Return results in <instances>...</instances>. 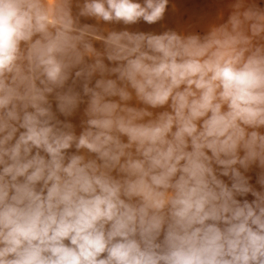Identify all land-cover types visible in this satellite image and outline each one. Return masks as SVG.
I'll return each mask as SVG.
<instances>
[{
	"label": "clouds",
	"instance_id": "clouds-1",
	"mask_svg": "<svg viewBox=\"0 0 264 264\" xmlns=\"http://www.w3.org/2000/svg\"><path fill=\"white\" fill-rule=\"evenodd\" d=\"M169 3L0 0V264H264V6Z\"/></svg>",
	"mask_w": 264,
	"mask_h": 264
},
{
	"label": "rangeland",
	"instance_id": "rangeland-1",
	"mask_svg": "<svg viewBox=\"0 0 264 264\" xmlns=\"http://www.w3.org/2000/svg\"><path fill=\"white\" fill-rule=\"evenodd\" d=\"M232 0H170L168 9L165 14L163 21L155 25H147L144 22H140L137 25L127 26L130 31H152L157 34L171 28L177 31H182L186 29L189 25L195 26L196 31H203L208 24L212 23L219 11H221L224 6ZM261 6H264V0H258ZM176 5V11H173L172 5ZM227 13L225 12V19ZM88 23H94V21H86ZM163 25V27H162ZM118 30L124 28L123 25L115 26ZM99 47V45H97ZM80 114L78 113L75 117L70 118L73 123H79ZM63 119V117H61ZM79 131V129H77ZM74 151V149H73ZM259 172V169L255 166L252 171L247 173L252 177L250 181L254 186L259 190V185H256V175ZM225 182L230 183L227 177H222ZM243 199V198H239ZM249 201L254 199L250 194L247 197Z\"/></svg>",
	"mask_w": 264,
	"mask_h": 264
}]
</instances>
